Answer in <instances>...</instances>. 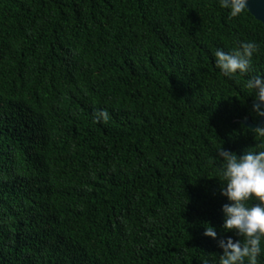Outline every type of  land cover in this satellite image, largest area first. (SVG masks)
Returning <instances> with one entry per match:
<instances>
[{
    "label": "trees",
    "instance_id": "obj_1",
    "mask_svg": "<svg viewBox=\"0 0 264 264\" xmlns=\"http://www.w3.org/2000/svg\"><path fill=\"white\" fill-rule=\"evenodd\" d=\"M241 42L225 77L214 53ZM253 77L264 27L222 0H0V264H219L243 238L217 151L264 150Z\"/></svg>",
    "mask_w": 264,
    "mask_h": 264
},
{
    "label": "clouds",
    "instance_id": "obj_2",
    "mask_svg": "<svg viewBox=\"0 0 264 264\" xmlns=\"http://www.w3.org/2000/svg\"><path fill=\"white\" fill-rule=\"evenodd\" d=\"M249 0H222L229 8L230 17L239 15L246 9ZM253 42H241L233 51L217 49L214 53L215 67L225 77L244 74L248 71L250 60L256 51ZM248 89L256 94L259 103L252 105V111L258 118H264V77H253L247 80ZM108 119V113L100 109L93 113V122L100 123ZM264 135V129L261 130ZM217 159L221 161L223 185L220 195L227 203L221 207L223 215L222 229L225 233H233L243 238L233 240L232 237L220 239L217 246L221 250L219 264H255L260 252V241L264 238V150L243 151L240 155L223 149L217 151ZM249 200L255 203L248 206ZM203 235L217 240L216 230L208 223Z\"/></svg>",
    "mask_w": 264,
    "mask_h": 264
},
{
    "label": "water",
    "instance_id": "obj_3",
    "mask_svg": "<svg viewBox=\"0 0 264 264\" xmlns=\"http://www.w3.org/2000/svg\"><path fill=\"white\" fill-rule=\"evenodd\" d=\"M245 10L264 27V0H249ZM253 103H259V101L255 99ZM242 123L251 130H257L264 125V118H259L256 123H252L249 118H246Z\"/></svg>",
    "mask_w": 264,
    "mask_h": 264
}]
</instances>
